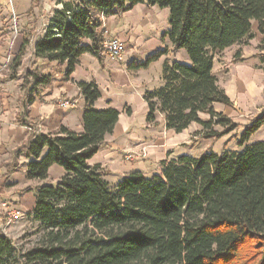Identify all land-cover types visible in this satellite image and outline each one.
I'll return each instance as SVG.
<instances>
[{
  "label": "trees",
  "instance_id": "trees-1",
  "mask_svg": "<svg viewBox=\"0 0 264 264\" xmlns=\"http://www.w3.org/2000/svg\"><path fill=\"white\" fill-rule=\"evenodd\" d=\"M34 55L65 65L64 78L81 56L102 61L100 16H120L139 4L168 10L163 34L173 51L189 63L163 62L162 86L147 92V122L161 114L166 130L181 133L191 124L220 139L237 125L214 110L232 103L214 74L217 56L226 49L258 42L256 69L264 73V0H60ZM87 41V43H85ZM27 41H25V44ZM24 48L15 58L20 64ZM165 51L138 67L146 68ZM241 58V49L233 55ZM35 86L50 75L28 73ZM86 104L83 132L63 127L58 134L32 133L18 153L30 159L29 180L44 181L51 166L65 174L55 185L35 189L28 218L40 238L25 252L0 230V264H264V141L247 144L264 125V110L241 131V151L181 155L160 162L150 177L134 172L115 186L87 162L113 131L119 113L95 110L100 97L93 83H79ZM264 95V90H263ZM207 117L206 121L201 116ZM222 126L221 132L212 127ZM29 126V125H28ZM29 192V191H24Z\"/></svg>",
  "mask_w": 264,
  "mask_h": 264
},
{
  "label": "crops",
  "instance_id": "crops-1",
  "mask_svg": "<svg viewBox=\"0 0 264 264\" xmlns=\"http://www.w3.org/2000/svg\"><path fill=\"white\" fill-rule=\"evenodd\" d=\"M59 3L60 0H0V223L4 221L6 203L3 200L8 198L19 211L28 214L34 207L35 189L40 185H55L64 176V170L53 165L46 180L27 179L26 168L30 159L18 151L37 131L56 135L63 127L76 134L83 132L82 117L86 104L79 83H93L98 87L100 97L92 105L93 109H113L119 113L113 131L105 136L98 152L87 162L89 167L98 166L111 186L134 172L145 176L155 174L156 162L166 160L169 151L174 157H195L183 151L173 152L172 148L186 144L188 135L185 132L197 124L175 133L166 130L161 114H155L153 123L146 120L149 107L144 95L161 86L163 62L189 63L184 51H173L170 42L163 38L169 29L168 10L139 4L120 16L104 17L101 27L125 44L123 59L116 61L102 52V61L99 62L85 54L65 79V65L46 64L34 55L35 43L43 37L54 11L61 9ZM260 38L258 35V42ZM22 47L24 54L15 68V58ZM163 51L165 55L156 62L146 68L138 67L155 53ZM256 65L255 56L245 52L239 61L232 59L226 64L218 85L232 105L215 104L217 113L235 123H239L236 118L242 119L243 116L256 118L250 109L264 105V73L256 69ZM152 68L158 69L156 76L150 74ZM33 71L50 75L51 83L35 86L27 76ZM59 99L74 102V106L61 109L56 105ZM200 118L202 121L207 119L204 115Z\"/></svg>",
  "mask_w": 264,
  "mask_h": 264
},
{
  "label": "rangeland",
  "instance_id": "rangeland-1",
  "mask_svg": "<svg viewBox=\"0 0 264 264\" xmlns=\"http://www.w3.org/2000/svg\"><path fill=\"white\" fill-rule=\"evenodd\" d=\"M156 10H158V7H155ZM257 46H258V35H255V37L250 40L248 43L240 46H234L230 49H226L223 52H221L214 63V68H215V76L217 78V81L222 78V71L224 70L226 64H228L232 59L235 51L237 49H241V54L245 52L249 56L255 55L257 53ZM40 61L43 60L39 58ZM46 64H49L50 62H47L46 60H43ZM159 73L158 69L152 68L150 71V74L152 76H156ZM219 78V79H218ZM219 82V81H218ZM219 84V83H218ZM162 86V84H161ZM160 86V87H161ZM264 110V105H261L259 107H253L250 109L249 112H251L253 115H256V117H259L261 115V112ZM223 116V115H222ZM226 117V116H223ZM227 118V117H226ZM250 115L248 116H243L242 119L236 118V121L239 123H235L232 121L234 124L237 125V128H235L232 132L229 134L223 136L220 139H204L202 137L203 134L206 133L204 128L197 124L196 126H192L191 129L187 130L185 132L187 136V143L186 144H180L174 146L173 152L177 150V152H186L187 154H191L193 156H200L206 152H212L219 154L222 152L223 149L225 150H242V148L237 146V140L239 136L241 135V128L246 126L247 121L250 120ZM204 120H207L204 118ZM252 120V119H251ZM213 131L221 132L225 128L222 126H216L214 125L212 127ZM264 141V125L250 138L247 144H254L257 142H262ZM169 154V157H168ZM145 154L143 153V156ZM176 158L172 155V152L169 151L167 152L166 155V160ZM157 161V160H155ZM158 164V168L155 170V174L159 173L160 171V163L156 162ZM153 175V174H151ZM151 175H148L147 177H150ZM56 184V183H55ZM11 197V196H10ZM9 197V198H10ZM3 203L5 202V210L3 212L4 216L5 214L14 209L18 210L17 206L13 203V201L9 200L8 198L2 201ZM22 217L16 221L14 224H12L10 227L4 228V231L6 235L13 240L15 246L18 248L20 252H25L27 250H30L38 241L40 238V234L36 232L37 230V224L33 223L27 216V214H23L20 211ZM1 228L3 226V221L0 223Z\"/></svg>",
  "mask_w": 264,
  "mask_h": 264
},
{
  "label": "built area",
  "instance_id": "built-area-1",
  "mask_svg": "<svg viewBox=\"0 0 264 264\" xmlns=\"http://www.w3.org/2000/svg\"><path fill=\"white\" fill-rule=\"evenodd\" d=\"M10 1V0H8ZM103 16H100L101 23ZM101 38H102V52L110 59L121 61L126 51L125 44L109 35L108 30L105 27H101ZM56 105L61 109H68L74 106V102L66 99H59L56 101ZM36 133H39L38 131ZM22 217L20 211L10 210L4 216L3 226L0 230L6 235L4 228L10 227L16 221Z\"/></svg>",
  "mask_w": 264,
  "mask_h": 264
}]
</instances>
